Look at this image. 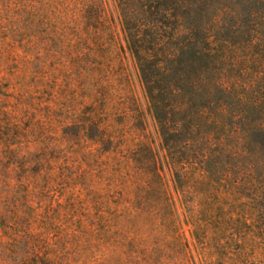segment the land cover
<instances>
[{
	"label": "rangeland",
	"instance_id": "rangeland-1",
	"mask_svg": "<svg viewBox=\"0 0 264 264\" xmlns=\"http://www.w3.org/2000/svg\"><path fill=\"white\" fill-rule=\"evenodd\" d=\"M7 2L0 0V264H193L192 227L177 208L185 200L174 201L171 220L138 200L161 196L141 192L128 148L147 142L157 150L162 138L133 60L104 43L97 81V53L53 41L51 14L29 0ZM75 56L83 62L72 67ZM100 132L114 138L115 151ZM209 195L213 207L216 192ZM202 200L197 194L190 206Z\"/></svg>",
	"mask_w": 264,
	"mask_h": 264
},
{
	"label": "trees",
	"instance_id": "trees-1",
	"mask_svg": "<svg viewBox=\"0 0 264 264\" xmlns=\"http://www.w3.org/2000/svg\"><path fill=\"white\" fill-rule=\"evenodd\" d=\"M29 1L51 14L53 41L99 55L97 81L104 43L135 63L162 138L157 150L128 148L141 192L161 196L138 200L163 220L185 200L177 208L192 227L193 264H264V0H111L110 12L103 0ZM100 135L115 151L114 138ZM197 194L204 200L192 207Z\"/></svg>",
	"mask_w": 264,
	"mask_h": 264
}]
</instances>
